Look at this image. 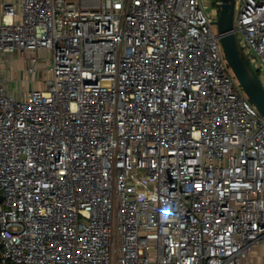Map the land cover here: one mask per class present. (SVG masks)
Masks as SVG:
<instances>
[{
  "label": "built area",
  "instance_id": "2783aa9c",
  "mask_svg": "<svg viewBox=\"0 0 264 264\" xmlns=\"http://www.w3.org/2000/svg\"><path fill=\"white\" fill-rule=\"evenodd\" d=\"M210 3L0 0V264L264 261V115ZM234 7L264 84V0Z\"/></svg>",
  "mask_w": 264,
  "mask_h": 264
},
{
  "label": "water",
  "instance_id": "95a60500",
  "mask_svg": "<svg viewBox=\"0 0 264 264\" xmlns=\"http://www.w3.org/2000/svg\"><path fill=\"white\" fill-rule=\"evenodd\" d=\"M219 16L215 24L218 26L220 41L226 60L244 92L264 115V84L249 59L240 52L237 37L233 31L234 0H217ZM2 196H0V201Z\"/></svg>",
  "mask_w": 264,
  "mask_h": 264
},
{
  "label": "rangeland",
  "instance_id": "374dc122",
  "mask_svg": "<svg viewBox=\"0 0 264 264\" xmlns=\"http://www.w3.org/2000/svg\"><path fill=\"white\" fill-rule=\"evenodd\" d=\"M216 1L217 0H210L211 3L207 6V10L206 11H209L212 7H214L216 5ZM214 29L215 30H218V26L215 25L214 26ZM239 46H240V50L242 51V48L243 47L241 45L240 40H239ZM13 58L18 59L19 56L16 54V55H10V56L7 57L6 62H5V65L6 66H5L4 72H5V74H6L7 77L13 76L12 80L9 81V85H10L9 87H10L11 90H16L17 91V95L20 96L21 93H22V91L25 90V87L26 86H25V82L24 81L19 82L17 80V77H15V76H16V74L19 71H22L25 60L22 59V58H20L19 59V67H14ZM45 62H46V59L43 58L42 59V63L44 64ZM38 85L41 86V84H38ZM260 251L263 252L262 249ZM256 262L258 264H263L264 263V261H261V260H258V259L256 260Z\"/></svg>",
  "mask_w": 264,
  "mask_h": 264
},
{
  "label": "crops",
  "instance_id": "0c3cea01",
  "mask_svg": "<svg viewBox=\"0 0 264 264\" xmlns=\"http://www.w3.org/2000/svg\"><path fill=\"white\" fill-rule=\"evenodd\" d=\"M19 59H20V58H18V59L13 58V62L15 63V66H17V67H19ZM25 66H26V61L24 62V66H23L22 71H19V72L16 74V77H18V76L21 77V76H22V73H23V70H24Z\"/></svg>",
  "mask_w": 264,
  "mask_h": 264
}]
</instances>
